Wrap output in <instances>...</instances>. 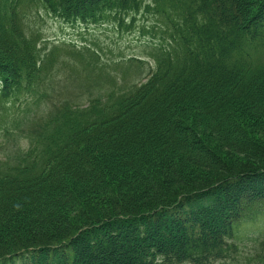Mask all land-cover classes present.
Here are the masks:
<instances>
[{
	"label": "trees",
	"instance_id": "1",
	"mask_svg": "<svg viewBox=\"0 0 264 264\" xmlns=\"http://www.w3.org/2000/svg\"><path fill=\"white\" fill-rule=\"evenodd\" d=\"M142 12L155 68L122 91L37 26L132 31ZM69 74L86 99L57 86ZM246 122L264 132V0H0V135L26 141L0 156V264H264V143ZM198 126L262 164L227 162Z\"/></svg>",
	"mask_w": 264,
	"mask_h": 264
},
{
	"label": "rangeland",
	"instance_id": "2",
	"mask_svg": "<svg viewBox=\"0 0 264 264\" xmlns=\"http://www.w3.org/2000/svg\"><path fill=\"white\" fill-rule=\"evenodd\" d=\"M143 12L136 16L137 22L135 29L132 31H125L118 24L79 28L75 25H67L61 20L50 16H39L41 26L38 24L37 26L42 29V35L48 39L45 45L51 48L50 51L55 49L52 56L59 61H63L67 57L68 45H79L78 47L80 48H77V51L83 50L84 53L81 61L93 63L92 71L85 76V79L89 81L88 84L95 78H98L102 82H114V84H118L117 87H119L120 82L124 88H127L132 84L143 81L145 76L155 67L154 60L150 55L151 45L149 43H152V40L144 37L141 30V26L144 23L151 24L153 19L145 17ZM86 44L90 47L86 46ZM54 45L59 46L54 47ZM93 55L97 56L98 60H94ZM134 56H141L144 60L135 59L133 58ZM115 64H118L117 68H113ZM107 69L109 70L106 71ZM71 75L73 74L68 75L67 79L69 80H66L67 75H62L56 84L60 88L65 87L64 89L66 90L68 88L73 99L82 101L84 100V91L79 82ZM9 116H11V111L7 110V115L4 118H8ZM247 124L246 128L253 135L252 137L258 140L259 143H264V132L259 134L255 132L258 131L257 129L254 130L255 128ZM197 129L201 137L207 141V144L217 154L222 155L227 162L233 164L242 162L248 165L252 163L262 164L263 161L255 156L227 149L222 141H218L211 134L212 132H207L206 129L200 126ZM28 133L33 135L37 133V130L32 128ZM25 145L26 141L24 138L13 143L11 140L4 141L0 135V154H5L10 159H17V151L21 150ZM188 172L192 173L195 177L198 176V178L211 174V171L207 172L193 165L188 166ZM199 172L207 174L200 175ZM248 231L252 236L255 235L251 230ZM242 233H238L237 240L242 238Z\"/></svg>",
	"mask_w": 264,
	"mask_h": 264
}]
</instances>
